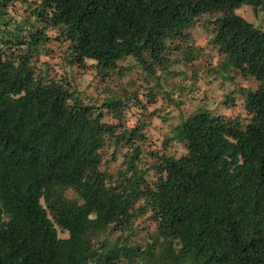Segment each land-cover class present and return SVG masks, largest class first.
<instances>
[{"label": "trees", "instance_id": "trees-1", "mask_svg": "<svg viewBox=\"0 0 264 264\" xmlns=\"http://www.w3.org/2000/svg\"><path fill=\"white\" fill-rule=\"evenodd\" d=\"M243 6L257 16L264 0H0V264H264V30ZM202 15L221 69L256 89L241 92L243 118L180 117L163 141L179 156L148 164L121 96L98 106L49 76L53 44L70 71L91 61L119 80L131 57L155 76ZM106 146L126 150L115 175ZM141 217L155 226L145 247L129 238Z\"/></svg>", "mask_w": 264, "mask_h": 264}, {"label": "rangeland", "instance_id": "rangeland-1", "mask_svg": "<svg viewBox=\"0 0 264 264\" xmlns=\"http://www.w3.org/2000/svg\"><path fill=\"white\" fill-rule=\"evenodd\" d=\"M235 13L264 30V11L254 16L250 7L243 6ZM208 25L209 17L202 15L199 23L187 31V39L180 43V48L168 55L172 61L170 65L154 70L155 76L144 72L131 57L117 63L118 68L123 70L119 80L114 75L108 80L96 74L91 61H86L84 70L74 68L70 71L64 62V48L56 44L51 46L49 76L64 74L76 92L98 106L106 98L121 96L126 101L121 124L128 128L136 124L145 126L143 157L148 164L153 162L152 154L167 152L179 156L185 152L182 145L173 143L164 151L163 141L171 134L180 117L186 118L203 105L226 117L243 118L241 92L256 89L252 80L242 78L230 67L221 69L224 59L211 46ZM231 91L236 92L233 102L223 103ZM104 121H112L110 114H105ZM125 152L122 148L115 152L112 147L106 146L102 151V168L107 164L115 175ZM67 195L75 198L71 191H67ZM154 231L153 223L147 217H141L130 233V242L148 246L149 236ZM58 235L67 237L59 230Z\"/></svg>", "mask_w": 264, "mask_h": 264}]
</instances>
